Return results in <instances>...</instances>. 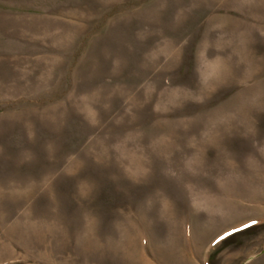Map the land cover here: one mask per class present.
I'll list each match as a JSON object with an SVG mask.
<instances>
[{"label": "rangeland", "instance_id": "rangeland-1", "mask_svg": "<svg viewBox=\"0 0 264 264\" xmlns=\"http://www.w3.org/2000/svg\"><path fill=\"white\" fill-rule=\"evenodd\" d=\"M0 264H264V0H0Z\"/></svg>", "mask_w": 264, "mask_h": 264}]
</instances>
